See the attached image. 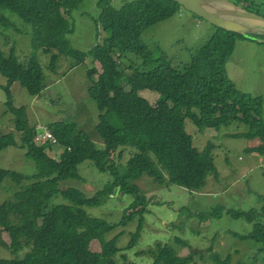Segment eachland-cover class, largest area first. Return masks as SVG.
<instances>
[{
	"label": "trees",
	"instance_id": "16d2710c",
	"mask_svg": "<svg viewBox=\"0 0 264 264\" xmlns=\"http://www.w3.org/2000/svg\"><path fill=\"white\" fill-rule=\"evenodd\" d=\"M84 1L0 0V36L9 38L7 31L14 28L30 34L32 45L27 58L19 57L14 48L0 49V73L8 79V84L2 87L8 95L5 105L14 122V132L0 135V158L14 147L24 150L36 165L35 173L30 175L0 166V191L8 179L17 188L8 200L0 202V245L15 257L0 258V264H137L120 255L121 233L106 239L137 217L138 231L129 247H135L141 238L149 200L134 181L147 175L159 184L200 193L209 178L219 179L216 145L209 142L203 150L196 147L194 135L187 131V120L191 119L200 133L241 123L249 131L231 133L235 138L254 141L264 135L262 96L241 91L227 71L238 39L248 37L246 34L213 25L212 34L192 60L175 63L160 49H151L143 33L158 22L175 18L183 8L181 4L171 0H133L120 4L118 0H99L94 22L97 40L102 36L90 50L81 51L72 47L69 36L75 32L73 13ZM237 4L257 14L260 13L255 10L264 6L260 0H237ZM8 12L15 13L25 26L19 27L17 19ZM45 54L53 55L48 67L41 63V55ZM63 58L69 60L71 68L85 64L88 70L87 94L99 110L96 131L103 145L89 139L75 124L58 123L49 127L51 132H61L65 138L59 143L65 151L56 160L47 153L54 143L37 140L40 134L30 124L27 108L14 104L11 87L18 82L31 96H42L48 88L46 70L57 73ZM89 58L99 68L89 69L86 64ZM148 90L160 97L149 115L140 116L137 110L144 100L142 93ZM125 153L129 160L121 172L114 158L121 159ZM86 161L113 175V181L91 197L78 188L62 185L70 179L80 181L78 167ZM118 187L119 198H133L119 223L87 213L86 208L98 207L105 198L115 196ZM225 213L254 223L255 230L250 235L238 236L259 242L264 253V223L257 222V209L242 212L220 206L198 217L205 222ZM6 232L11 235V243L5 239ZM93 241L101 244L100 251L91 249ZM185 249L191 253L184 256ZM25 250L24 256L19 257ZM207 252L216 264L231 262V256L221 258L213 246L207 251L194 250L182 237H176L173 244L158 243L138 252V256H149L152 264H201L196 258L205 260Z\"/></svg>",
	"mask_w": 264,
	"mask_h": 264
},
{
	"label": "rangeland",
	"instance_id": "374dc122",
	"mask_svg": "<svg viewBox=\"0 0 264 264\" xmlns=\"http://www.w3.org/2000/svg\"><path fill=\"white\" fill-rule=\"evenodd\" d=\"M99 0H85L82 6L73 13L75 32L69 36L72 47L81 51H88L97 40V28L94 22L98 13ZM133 0H118V4ZM237 4V0H230ZM264 2V0H260ZM238 5V4H237ZM245 8L244 6H242ZM254 11V10H253ZM264 16V6L259 8ZM9 16L16 18L17 25L23 28V20L15 13L8 12ZM246 24L257 27L260 31L254 34L262 41L253 38H239L237 49L228 64V76L238 88L254 96H262L264 119V24L251 19H242ZM23 22V23H22ZM214 26L203 18L186 10L171 20L158 22L147 28L143 38L151 49H160L175 63H188L198 52L201 44L212 34ZM9 38L0 36V49L7 51L14 48L17 55L27 58L31 54V35L17 32L14 28L7 31ZM259 35V36H258ZM15 40V41H14ZM52 56L41 55V63L48 67ZM89 69L99 68V65L89 58L86 61ZM154 64V62L152 63ZM150 64L149 66H151ZM146 66V67H149ZM48 88L42 96H31L28 91L16 82L11 87L14 104L17 107L25 106L28 110L29 122L36 126L38 134H44L51 126L58 123L75 124L89 139L99 145L103 141L96 131L99 123V110L97 104L88 96V78L85 64L71 68L69 60L63 58L61 67L54 74L49 69ZM97 79V76L94 77ZM8 84V79L0 73V135L14 132L13 116L6 107L8 95L2 88ZM144 100L137 110L140 116L149 115L160 95L156 92L145 91L142 93ZM187 131L194 135L195 146L203 150L209 142L216 145L214 150L215 165L219 172V179L209 178L206 188L200 193H191L187 189L171 185L159 184L144 175L137 178V184L149 200L148 213L141 238L135 247H129L133 235L138 231L139 217L126 226L118 227L116 231L107 236V240L121 233L118 239L120 255H126L129 260L137 264H152L149 256H138V252L146 251L156 244H173L176 237L189 241L194 250L207 251L211 246L214 252L223 259L231 256L230 264L244 263L264 264V253L259 248L262 244L252 239H244L238 235L247 236L255 230L254 223L246 218H236L225 213L221 218H212L201 221L198 217L202 212L214 211L217 207L224 206L242 212L258 210L257 222L264 223V135L254 141L235 138L231 133L248 132L249 127L234 123L230 127L220 130L206 129L200 133L199 128L191 119L186 123ZM54 133V132H53ZM60 142L65 138L61 132H55ZM42 144V143H40ZM257 148L258 152L249 151ZM65 151L63 145L54 144L47 150L50 157L60 160ZM119 170L126 169L129 156L127 153L120 159L114 158ZM0 166L23 174H33L36 171L35 162L26 157V152L14 147L6 150L0 158ZM81 180H67L62 183L64 188H78L91 197L104 189L113 181L110 171L101 172L91 161H86L79 167ZM165 178V177H164ZM5 188L0 191V202L8 200L17 189L14 182L8 179ZM121 196V195H120ZM132 197L119 198L111 196L105 198L104 203L98 207L86 208L91 217L102 218L112 223H119L124 211ZM193 214V216H190ZM5 239L11 243L10 233H5ZM93 251H100L98 241L91 243ZM24 252L18 254L24 256ZM190 250L185 249L182 254L189 255ZM206 259L199 263L216 264L211 253L205 254ZM0 258H15L12 251L0 245ZM121 262L122 259L119 258Z\"/></svg>",
	"mask_w": 264,
	"mask_h": 264
},
{
	"label": "water",
	"instance_id": "95a60500",
	"mask_svg": "<svg viewBox=\"0 0 264 264\" xmlns=\"http://www.w3.org/2000/svg\"><path fill=\"white\" fill-rule=\"evenodd\" d=\"M181 4L186 10L195 13L205 21L218 27L246 34L248 37L262 41L254 34L260 31L251 24H246L242 19H251L264 24V16L251 12L241 5L230 0H171ZM118 187L114 195L120 194Z\"/></svg>",
	"mask_w": 264,
	"mask_h": 264
},
{
	"label": "built area",
	"instance_id": "2783aa9c",
	"mask_svg": "<svg viewBox=\"0 0 264 264\" xmlns=\"http://www.w3.org/2000/svg\"><path fill=\"white\" fill-rule=\"evenodd\" d=\"M37 140H41L43 141V143H46L48 141H52L54 144H58L60 143V140L57 139V136H55V134L53 132H51L50 130H47L44 134H40V136H38Z\"/></svg>",
	"mask_w": 264,
	"mask_h": 264
}]
</instances>
